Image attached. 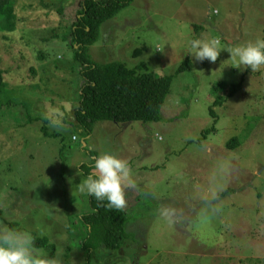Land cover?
<instances>
[{"label": "rangeland", "instance_id": "rangeland-1", "mask_svg": "<svg viewBox=\"0 0 264 264\" xmlns=\"http://www.w3.org/2000/svg\"><path fill=\"white\" fill-rule=\"evenodd\" d=\"M80 2L15 0L17 29L0 32V230L48 237L56 264H264V67L253 72L229 53L264 39V0H134L101 27L92 59L145 62L159 76H177L159 123H97L90 134L76 121L71 53L59 39L67 28L56 12L64 7L73 22ZM213 38L218 60L193 63L190 42ZM187 59L192 68L178 73ZM220 82L226 91L241 87L214 107ZM211 108L216 130L200 142L214 126ZM45 119L55 137L41 132ZM234 137L236 150L228 147ZM104 153L128 162L123 209L134 240L88 258L80 220L90 197L78 184Z\"/></svg>", "mask_w": 264, "mask_h": 264}, {"label": "trees", "instance_id": "trees-1", "mask_svg": "<svg viewBox=\"0 0 264 264\" xmlns=\"http://www.w3.org/2000/svg\"><path fill=\"white\" fill-rule=\"evenodd\" d=\"M133 1L81 0V11L73 22L66 19L64 7H59L56 11L59 15L58 24L67 28L66 34L59 36V39L63 40L71 53V63L67 70L74 74L70 87L77 97L75 98L78 103L75 109L76 121L87 134L93 131L97 123L113 122L119 125H130L134 122L159 123L162 120V110L177 74L159 76L151 71L145 62H141L136 67H129L120 61L101 64L92 59L89 51L100 40L101 27ZM18 22L15 0H0V32H14ZM142 54L143 49H137L133 53L134 57H140ZM42 58L45 59L43 56ZM190 68H192V62L187 59L180 66L178 73ZM31 71L33 74L37 72L33 67ZM5 74L6 70L1 68L0 58V90L3 86L6 87ZM33 79L36 80V77ZM226 86L224 82L213 86L212 93L216 98L214 107L223 106L235 95L238 87L239 89L241 87V85H234L226 91ZM225 91L227 96H220V93ZM9 104L11 105V102ZM210 114L214 118V126L203 131L200 142L216 130L217 113L211 108ZM39 120L43 119L32 117L29 123L33 124ZM48 122L49 120L45 119L46 125L40 130L45 136L55 137L56 133H50L47 129ZM239 146L238 137H234L228 143V147L233 150ZM90 154L96 156L93 150ZM87 169L89 172L85 175L88 176L92 172L90 167ZM225 195L226 193L223 194ZM89 197L91 209L80 220L81 224L87 227L84 240L80 243L81 250L90 258L92 251L124 249L129 240H134L127 231L130 216L128 218L123 208L106 207L108 203L106 200L101 202L94 197ZM32 244L36 249H45L48 252L46 256H41V259L55 260L57 247L48 237H34ZM72 248L69 249L71 252ZM68 252L70 255L71 252Z\"/></svg>", "mask_w": 264, "mask_h": 264}, {"label": "clouds", "instance_id": "clouds-1", "mask_svg": "<svg viewBox=\"0 0 264 264\" xmlns=\"http://www.w3.org/2000/svg\"><path fill=\"white\" fill-rule=\"evenodd\" d=\"M231 57L238 58L239 64L253 72L264 67V39H257L246 45L229 50ZM193 63L205 60L215 63L220 56L218 39H193L190 54ZM53 123H57L53 121ZM93 174H89L79 184L81 193H87L97 201H107L106 207L121 209L125 206V187L130 183L128 162L113 154L104 153L94 159ZM79 175V172L77 173ZM39 252L30 236L14 230H0V264H56L38 257Z\"/></svg>", "mask_w": 264, "mask_h": 264}]
</instances>
